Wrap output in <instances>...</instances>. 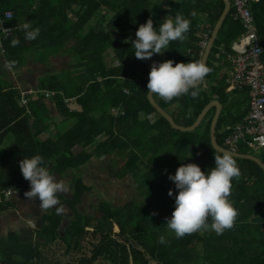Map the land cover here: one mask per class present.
I'll use <instances>...</instances> for the list:
<instances>
[{
  "label": "trees",
  "instance_id": "1",
  "mask_svg": "<svg viewBox=\"0 0 264 264\" xmlns=\"http://www.w3.org/2000/svg\"><path fill=\"white\" fill-rule=\"evenodd\" d=\"M250 7L264 62V0L253 1ZM101 8L115 13V20L107 26L105 18L98 16ZM224 9L223 0H0V53L8 63L14 62L12 69L25 66L30 52L40 65L59 53L71 58L61 73L46 76L37 90L25 95L7 81V69L0 67V212L16 209L14 196L29 190V181L19 167L24 157L42 155L56 176L74 173L73 198L61 196L73 213L67 226L60 212L47 209L36 233L40 240L24 241L14 230L0 237V264H64L60 258L49 256L53 247L47 246L62 241L67 244L66 252H80L89 235L95 240L89 242L90 250L83 251L78 264H95L101 259L109 264H264V169L253 160L234 156L240 176L233 179L229 197L238 212L231 229L222 235L210 228L201 229L177 239L166 224L178 191L169 174L174 175L182 163H196L207 170L214 167L215 155L222 152L211 141L216 107L204 117L201 130V124L194 131L174 128L149 100V72L152 63L163 55L164 61L202 60L199 32L208 23L214 29ZM7 11L13 13L11 19L6 16ZM232 12L233 9L207 62L211 68L204 78L207 90L197 87L199 96L195 99L190 95L167 102L159 99L163 108L179 103L180 111L173 113L174 119L188 127L217 97L225 108L216 136L225 147V138L245 119L250 103L248 87L227 92L228 73H220L224 63L214 55L222 45L231 50L244 31L242 23L232 19ZM176 14L191 21L187 38L170 42L169 49L151 59H137L131 41L135 40L139 25L151 18L158 28L166 17L174 18ZM95 19L97 23L93 25ZM25 22L39 27L35 40L25 39ZM4 27L11 28V32L5 35ZM113 30L119 32L114 34ZM13 38H19V45H11ZM109 53L113 54L111 67L107 63ZM46 91L55 95L47 98ZM76 97L85 107L77 113V122L66 127L55 124L54 104ZM7 138L13 140L4 146ZM236 146L244 154L249 149L242 142ZM117 154L123 160L115 173L116 181L110 179L101 185L112 184L120 195L135 190L140 199L136 196L121 205L112 197L100 201L99 216L85 214L79 205L92 186L81 176L83 168L95 157ZM261 160L264 162V158ZM130 176L128 184L126 179ZM169 189L173 196L168 195ZM208 223L211 224L210 218ZM161 234L166 236L167 244L158 243Z\"/></svg>",
  "mask_w": 264,
  "mask_h": 264
},
{
  "label": "clouds",
  "instance_id": "2",
  "mask_svg": "<svg viewBox=\"0 0 264 264\" xmlns=\"http://www.w3.org/2000/svg\"><path fill=\"white\" fill-rule=\"evenodd\" d=\"M2 24L3 22L0 21V26ZM190 24L188 18L176 14L174 18L166 17L159 27L155 28L153 20L149 18L139 25L135 33L136 38L131 41L135 57L148 60L154 54H162L169 49L170 42L183 41L187 38L185 34L189 32ZM22 30L26 40H35L40 34L39 27L33 28L31 22H25ZM19 43V38L11 40L13 47ZM13 64L14 62H9L6 66L12 68ZM210 71L211 68L202 60L175 62L168 59L163 62H153L149 72L147 92L149 95L159 96L166 102L184 95H190L195 99L199 96V89L196 86ZM47 163L40 154L24 157L19 162L21 173L30 184L29 190L24 195L29 200L38 201L43 209L55 207L56 211L60 212L58 193L67 192L68 185L57 178L50 167L46 166ZM239 176L240 168L237 161L227 150L215 155L214 167L207 170H202L196 163H182L174 175L169 174V179L174 182L178 191L175 195L172 189L168 191L169 196L174 195L175 203L171 216L166 218L168 229L177 239L201 229L210 228L217 235H222L225 230L231 229L238 212L229 197L232 181ZM153 215L156 213L154 212ZM167 242L165 235L161 234L158 237V243L167 244Z\"/></svg>",
  "mask_w": 264,
  "mask_h": 264
},
{
  "label": "built area",
  "instance_id": "3",
  "mask_svg": "<svg viewBox=\"0 0 264 264\" xmlns=\"http://www.w3.org/2000/svg\"><path fill=\"white\" fill-rule=\"evenodd\" d=\"M256 0H231L232 19L242 23L244 31L233 42L231 53H227L226 48H219L218 56L227 54V60L231 62L232 86L230 89H250L249 111L243 122L237 124L230 136L225 138L226 147L237 152L239 143H245L247 147H252L255 151L264 149V62L262 60L263 47L257 32L255 18L251 10V3ZM231 9V11H232ZM11 11L6 12L7 17H12ZM11 28L4 27L3 31L7 34ZM212 34L211 24H205L200 30L201 56L204 48L210 42ZM203 57V56H202ZM166 55H163L155 62H163ZM25 100V99H24ZM25 103V102H24ZM27 103V102H26ZM252 131V134L248 133Z\"/></svg>",
  "mask_w": 264,
  "mask_h": 264
},
{
  "label": "crops",
  "instance_id": "4",
  "mask_svg": "<svg viewBox=\"0 0 264 264\" xmlns=\"http://www.w3.org/2000/svg\"><path fill=\"white\" fill-rule=\"evenodd\" d=\"M211 29H212V33H213L215 27L213 29V25H211ZM211 36H212V34H211ZM218 51H219V49H218ZM226 52L227 53L233 52L232 47H231V50H229V51L227 50ZM223 57L226 58L225 61H222ZM216 59L218 61H222V63H224V67L220 71V73L222 75L228 73L229 86L227 88V92L237 90V89H230L232 86V81H233V78H232L233 67H232L231 62L227 60V54H222L219 58H216ZM26 60H27V64L25 66L14 70V69L8 68L6 66L8 64L6 57L0 53V67H3L4 69L8 70L9 80L11 81V84L14 85L15 87H18L22 92L27 91V90L34 92L35 90H37L39 88L40 82L46 76H49L51 73L59 74L64 70V68L66 66V65H63V67H59V66L57 67V66H55L56 64H58V63L61 64L62 63L61 61H63V60H65V61L69 60L70 61L71 58H70V56H67L64 53H59L55 58L48 61L45 65L44 64L40 65L37 61V57L35 56V54L33 52H30L26 55ZM32 65H37V66H34L33 68H31ZM60 66H62V65H60ZM155 96H156V100L159 103L160 97L157 95H155ZM217 99L218 98L216 97V99H214V100H217ZM62 107H64V109L69 111V112H66L67 115L65 113H63ZM233 107L235 110L236 107L234 105L231 106V108H233ZM54 108L56 109L54 116H53L54 123L57 124L58 126L66 127L68 124L73 123V119L75 120V123L77 122V113L81 112L85 107L82 106L78 102V100L73 101V102H68L67 100H60L54 104ZM169 108H171V111L168 110V108H164V109L167 112H169L174 118L175 115H173V113L174 112L178 113L180 111V104L177 103L175 105L174 104L170 105ZM224 108H225V106L222 104V111H221L220 117L222 115ZM220 117H219V119H220ZM241 122H243V120H241L239 123H241ZM9 144H11V142ZM95 158H97V157H95ZM115 158H118V161L120 162V165H121V162L123 160L122 156L117 154V155H115ZM88 165L89 164H87L83 169H86L88 167ZM94 173H97L96 175H102V172L99 173V171H95ZM71 185H72V188L74 191V184L72 183ZM100 189H103V190L108 189L109 190L108 192L110 194H109L107 199L112 198V197H113L112 199H117L118 194H116V192H114L115 187L112 184L105 183V184H103V186L100 187ZM73 191L71 193H73ZM59 196H60V194H59ZM71 197L72 196L66 197V198L69 199ZM14 199L15 200L17 199L18 203H16V204H18L17 206H18L19 210L10 209L6 212H0V237L4 236V234H8L10 231L14 230L16 232H19L22 240H24V241H35L36 240L35 238L37 236V234H36L37 230L40 229L43 225L42 221H43V216L45 214L46 209L41 208L38 201L27 199L25 197L24 193H20L19 197H17V198L14 197ZM10 217H14V218L16 217L17 220L15 222L11 223L8 220V218H10ZM68 223L69 222L66 220L64 226L66 227Z\"/></svg>",
  "mask_w": 264,
  "mask_h": 264
},
{
  "label": "rangeland",
  "instance_id": "5",
  "mask_svg": "<svg viewBox=\"0 0 264 264\" xmlns=\"http://www.w3.org/2000/svg\"><path fill=\"white\" fill-rule=\"evenodd\" d=\"M231 1V0H230ZM35 9V8H34ZM231 9H232V2H231ZM80 10L79 8L77 9V11ZM231 12V11H230ZM98 16L99 18L102 17V18H105L106 22V26L108 23H110V20H115L114 17H115V13L113 12H108V10H106V8H101L98 12ZM72 20H77L75 17L71 16ZM97 23V19H95L93 21V25ZM119 32L118 30H113V33H117ZM223 31H221V34H222ZM200 33V32H199ZM198 35V34H197ZM221 38V35L220 37ZM209 45V44H208ZM207 45V47H208ZM224 48L227 49V47L225 45H222ZM207 47L204 48V53L202 56H204L206 50H207ZM221 47V46H220ZM213 50H211L212 52ZM229 51V50H228ZM201 50L199 51V54H200ZM213 54V53H212ZM201 55V54H200ZM216 58H219L220 56H218V53H215L214 54ZM112 59H113V54L112 53H109V56L107 57V63H108V66L111 67L113 66V62H112ZM226 58H222V61H225ZM62 63L61 64H56L55 66H59V67H63V65H69L70 61L69 60H63L61 61ZM116 64V62H115ZM62 65V66H60ZM228 66V65H227ZM226 66V67H227ZM5 71V70H4ZM6 73V79L9 83H11V81L9 80V72L6 70L5 71ZM205 84V81L203 80L202 82H200L197 87H203ZM206 87V86H204ZM208 87H206L205 90H207ZM47 92V98L55 95V93L53 92H50V91H46ZM33 93V91H23V95L25 94H31ZM42 94V93H41ZM36 96L39 97L38 95V92L36 93ZM154 97H155V94H154ZM79 98L76 97V98H73V99H69L67 100L68 102H73V101H77ZM219 101V99H217ZM24 102L26 103L27 101L24 100ZM211 103V102H210ZM209 104H207L206 106H208ZM215 107V106H214ZM214 107H211V108H214ZM168 108V110L171 111V108L169 107H166ZM66 109H64V107H62V111L63 113H65L67 115L66 112H69V111H65ZM203 112V111H202ZM214 119V118H213ZM197 121V120H196ZM195 121V122H196ZM194 122V123H195ZM205 122L206 120L204 121L203 124H201V126L199 127V129L201 130V128L204 127L205 125ZM73 124H75V120L73 119ZM68 128V127H67ZM65 129V131H68V129ZM235 128V127H234ZM234 130V129H233ZM232 130V131H233ZM248 133L252 134V131H249ZM12 138H7L4 142V146H8L10 142H12ZM262 144H264V140L262 139ZM229 148H234V147H229ZM249 149H245V151H247V153L249 154H255L254 156L258 157V158H264V154L262 153V150L264 152V149H259L260 151L258 153H255L256 151L254 149H252V147H248ZM81 149V148H80ZM239 149L242 151L244 149L240 148ZM88 167L86 169H83L82 172H81V176L84 178V181L86 182V184L88 186H92V190H90L89 192H86L84 197H83V201L82 203H80V209H82V211L85 213V214H89L90 216H93V217H97L99 216V206H100V201L102 200H106L108 198L109 195H107L106 193H104V190L103 189H100V187L104 181H107V180H110V179H113L114 181H116L115 179V173L117 172L119 166H120V162L118 161V158H115V157H109V158H94L92 159V161H90L88 163ZM95 171H99L102 172V175H96L97 173H94ZM72 173L71 171L69 172H66L64 173L63 175H59L57 176L58 179H61L63 180L67 185H68V191L67 192H62V193H58V199L60 200V205L59 207L61 208V215L63 216V219H64V224H65V221L67 220L69 222V220L73 217V213L70 212V206L68 204H65L64 203V199L60 196H64L65 198L66 197H71V199L73 198V194L74 193H71L73 191V188H72ZM104 175H106V177L104 178ZM64 177V178H62ZM131 176L129 178L126 179L127 183L128 184H131L129 183L131 180ZM99 180H103V181H99ZM96 187V189H95ZM60 194V196H59ZM124 195H120L118 194L117 195V200L119 201V203L121 205L125 204L127 201H129L130 199L138 196L139 199H140V194L135 191V190H131L129 193H123ZM13 195H16V194H13ZM19 195V194H18ZM16 197V196H14ZM13 200H15L13 198ZM17 200V199H16ZM15 200V201H16ZM62 204L64 206H62ZM18 205V204H17ZM52 210L56 209L55 207L54 208H51ZM16 210H19L18 207L16 208ZM47 211V209L45 210V212ZM20 212V211H19ZM8 220L12 223V222H15L17 220V218L15 217H10L8 218ZM43 224V223H42ZM90 230H92V228L90 227ZM119 231V228L117 226H115V232H118ZM39 232V230L37 231ZM64 234V233H63ZM4 235H7V234H4ZM36 240L39 239L38 235L36 236L35 238ZM40 240V239H39ZM87 240L85 243H84V246H83V250L80 251V252H77L75 250H71L69 252H66V248H67V244L62 242V241H58L56 243H54L53 245H50V246H47L48 249L53 247L52 251L50 252L49 256H55L57 258H60L61 262L64 263V264H78L80 258L82 257V254H83V251H88L90 250V244L89 242L90 241H94L95 238L94 236L92 237L91 235H89L87 237ZM199 251H202V246L199 245L198 247ZM56 251V254L54 255V252ZM95 264H109L107 261L101 259L100 261L96 262Z\"/></svg>",
  "mask_w": 264,
  "mask_h": 264
},
{
  "label": "water",
  "instance_id": "6",
  "mask_svg": "<svg viewBox=\"0 0 264 264\" xmlns=\"http://www.w3.org/2000/svg\"><path fill=\"white\" fill-rule=\"evenodd\" d=\"M225 2V9L220 17V19L218 20V22L216 23L214 32L212 33L209 45L207 47V50L204 54V56L202 57V61L207 65V62L209 60L210 54H211V50L213 49L217 36L220 32V29L223 26L224 21L226 20V18L228 17V15L230 14L231 11V1L230 0H223ZM197 87V86H196ZM150 102L152 103V105L154 106V108L162 115L164 116L170 123L171 125L181 131H194L195 129H197L200 124L202 123L204 117L207 115V113L210 111L211 107H216L217 108V112L214 116V119L212 121V126H211V141L213 144V147L219 151V152H223L225 150L230 151L234 156L239 157V158H245V159H250L253 160L255 162H257L263 169H264V162L254 156L253 154H243V153H238L235 151H232L222 145H220L218 143L217 140V136H216V132H217V125L219 122V117L222 111V103L218 100H214L211 103H209V105L203 110V112L200 114V116L198 117L197 121L192 125V126H183L178 124L175 119L173 118V116L167 112L156 100V98L153 95H148Z\"/></svg>",
  "mask_w": 264,
  "mask_h": 264
}]
</instances>
